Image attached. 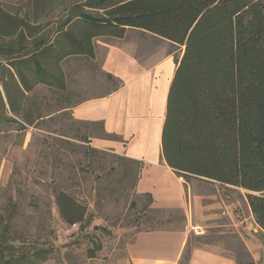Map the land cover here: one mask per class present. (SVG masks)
I'll use <instances>...</instances> for the list:
<instances>
[{
	"label": "trees",
	"instance_id": "1",
	"mask_svg": "<svg viewBox=\"0 0 264 264\" xmlns=\"http://www.w3.org/2000/svg\"><path fill=\"white\" fill-rule=\"evenodd\" d=\"M32 1L42 10L50 2ZM88 6L97 12L75 7L51 32L0 3V57L6 60L0 63V119L22 129L57 120V114L62 118L73 105L65 104L70 96L59 65L66 57L93 60V38L103 31L112 37H123L126 28L149 32L183 47L161 131L165 163L185 180L246 190L251 215L264 233V0H95ZM37 85L49 98L34 92ZM68 114L73 124L88 129V135L95 130L96 138L117 139L105 133L102 122L78 121ZM75 131L73 137L86 139ZM57 141L60 144L52 147L68 145ZM94 151L87 148L85 153ZM127 159L135 164L136 186L140 163ZM54 192L61 219L67 224L83 222L85 207L64 189ZM146 198L148 208L155 209ZM11 217L9 213L6 220ZM9 226L4 223L0 229V264H39L47 259L52 248L11 236ZM100 249L95 244L87 250L88 257H96Z\"/></svg>",
	"mask_w": 264,
	"mask_h": 264
},
{
	"label": "rangeland",
	"instance_id": "2",
	"mask_svg": "<svg viewBox=\"0 0 264 264\" xmlns=\"http://www.w3.org/2000/svg\"><path fill=\"white\" fill-rule=\"evenodd\" d=\"M94 2L50 0L42 10L32 0H0L11 14L24 17L28 23L43 24L51 32L75 7L96 13L88 6ZM123 36L149 44V50L158 57L167 53L179 56L183 50L150 34L141 39L137 31L130 29H125ZM109 37L104 31L96 36V48L103 41H110ZM135 52L140 53V48ZM5 62L0 57V63ZM59 65L70 96L65 102L67 106L114 85L95 59L69 56ZM28 78L35 80L32 73ZM35 91L49 98L41 85ZM68 110L62 118L57 114V120L37 122L22 129L16 122L0 119V229L8 223L11 236L37 240L45 248H52L47 259L39 264H128L124 248L135 232L186 226L190 231L180 264H190L191 252L198 249L231 257L235 264H264V233L251 215L246 190L179 177L186 198L184 211L150 209L146 196L138 194L134 186L135 164L96 147L97 131L88 135V129L73 124L67 117ZM77 129L86 139L73 137ZM57 140L68 145L52 147V143L60 144ZM87 148L94 153H85ZM150 184L155 185L154 192L160 200L170 195L178 199L180 195L181 184L167 171L150 174ZM56 188L64 189L85 207L83 222L72 225L61 219L55 203ZM9 213L12 217L6 220ZM95 244H100L101 249L90 258L87 250Z\"/></svg>",
	"mask_w": 264,
	"mask_h": 264
},
{
	"label": "crops",
	"instance_id": "3",
	"mask_svg": "<svg viewBox=\"0 0 264 264\" xmlns=\"http://www.w3.org/2000/svg\"><path fill=\"white\" fill-rule=\"evenodd\" d=\"M126 29L137 31L141 39L149 37V32ZM109 38L111 40L103 41L99 48L93 40L94 59L101 72L112 75L113 87L72 103L68 111L74 120L102 122L105 133L117 136V139L95 137V146L140 163L135 188L138 194L150 198L153 208L184 211L183 185L167 166L161 152L167 95L182 53L158 57L149 50V44L124 36ZM137 47L140 53L135 52ZM161 171H167L181 184L178 199L170 195L160 200L154 192L155 185H149L150 174ZM189 231L187 226L139 230L125 245V260L128 264H180ZM190 257V264H235L231 257L199 249L193 250Z\"/></svg>",
	"mask_w": 264,
	"mask_h": 264
},
{
	"label": "built area",
	"instance_id": "4",
	"mask_svg": "<svg viewBox=\"0 0 264 264\" xmlns=\"http://www.w3.org/2000/svg\"><path fill=\"white\" fill-rule=\"evenodd\" d=\"M72 225H76V223H73Z\"/></svg>",
	"mask_w": 264,
	"mask_h": 264
}]
</instances>
